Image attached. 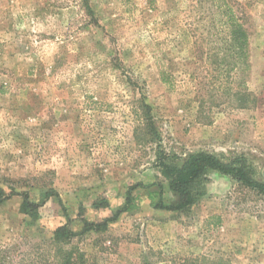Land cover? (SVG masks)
<instances>
[{
  "label": "rangeland",
  "instance_id": "obj_1",
  "mask_svg": "<svg viewBox=\"0 0 264 264\" xmlns=\"http://www.w3.org/2000/svg\"><path fill=\"white\" fill-rule=\"evenodd\" d=\"M90 3L95 19L79 0H0L4 264L58 261L65 211L79 232L82 218H113L137 184L138 209L74 239L86 264H264L257 190L213 172L189 210L157 207L178 202L160 150L244 155L264 180V100L242 107L237 96L264 98V0ZM230 9L248 44L243 63L219 70L216 58L235 62ZM21 193L41 204L38 218L21 211Z\"/></svg>",
  "mask_w": 264,
  "mask_h": 264
},
{
  "label": "trees",
  "instance_id": "obj_2",
  "mask_svg": "<svg viewBox=\"0 0 264 264\" xmlns=\"http://www.w3.org/2000/svg\"><path fill=\"white\" fill-rule=\"evenodd\" d=\"M86 15L90 19H95V12L91 6L90 0H79ZM231 13V14H230ZM228 17L235 21V26L230 32L228 42H231L230 48H226L229 55H233L235 62L228 63L223 58L219 60L216 58L214 62L219 65V70L223 68L232 67L235 69L239 63H243L246 47L248 44L247 30L244 27L243 14L237 16L229 10ZM227 71V70H226ZM229 71H227V74ZM239 106H256L263 97L257 96L251 92L239 91ZM158 166L160 167L162 175L168 180L169 188L178 196V202L173 205H166L163 202L157 204L160 209L187 211L197 200L203 195L205 184L209 181V175L213 172L231 177L240 185L257 190L264 194V180L256 177L252 165L244 155H237L232 158L218 157L215 154L199 151L191 153L190 155L179 158L176 156H169L161 150L158 152ZM153 184H150V186ZM142 186L137 184L132 186L127 194L126 203L113 218H106L101 222H90L82 218L84 227L81 231H75L71 226V219L65 211L68 222L55 229L51 243L55 248V256L58 261L51 264H86L85 254L80 252L73 246L74 239L83 236L90 231L100 232L107 229L109 222L113 221L122 212H130L139 208L137 204L138 196L132 194V190L136 187ZM148 186V187H150ZM13 193H7L0 181V204L7 200ZM23 195V202L21 211L32 218H38L41 204L30 199L28 193H21ZM53 194H47L48 197ZM59 197V196H57ZM61 203V200H59ZM6 249L0 247V264H4L9 257ZM9 262V261H8ZM38 264H48L38 263Z\"/></svg>",
  "mask_w": 264,
  "mask_h": 264
}]
</instances>
